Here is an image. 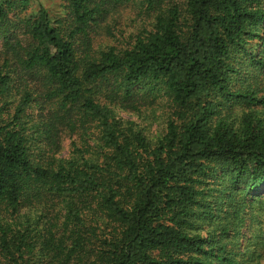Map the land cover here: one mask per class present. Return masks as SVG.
<instances>
[{"label":"trees","instance_id":"16d2710c","mask_svg":"<svg viewBox=\"0 0 264 264\" xmlns=\"http://www.w3.org/2000/svg\"><path fill=\"white\" fill-rule=\"evenodd\" d=\"M61 2L0 0V264H262L264 0ZM162 97L154 139L116 118Z\"/></svg>","mask_w":264,"mask_h":264},{"label":"rangeland","instance_id":"374dc122","mask_svg":"<svg viewBox=\"0 0 264 264\" xmlns=\"http://www.w3.org/2000/svg\"><path fill=\"white\" fill-rule=\"evenodd\" d=\"M63 3L61 0H30L31 10L38 6L45 8L50 15L60 16L63 14ZM152 20L145 15H141L136 6L129 4L107 18L99 28L89 33L92 49L96 51L109 47L116 49L127 48L131 45L136 36L143 29H149ZM36 105L31 106V114L36 118L38 112ZM116 118L121 123H132L135 128L141 130L147 138L154 139L161 135L167 118L166 100L164 97L154 101L146 100L137 105V109H124L120 106L116 108ZM75 140V136L62 135V150L60 157L68 158L70 155V143ZM40 146V144H36ZM264 228V225H263ZM244 234L246 229H242ZM264 264V259L262 260Z\"/></svg>","mask_w":264,"mask_h":264}]
</instances>
